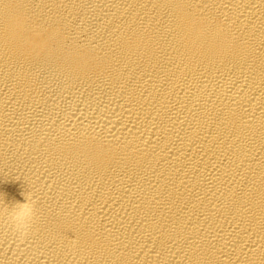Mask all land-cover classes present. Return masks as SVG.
<instances>
[{
    "label": "bare ground",
    "instance_id": "6f19581e",
    "mask_svg": "<svg viewBox=\"0 0 264 264\" xmlns=\"http://www.w3.org/2000/svg\"><path fill=\"white\" fill-rule=\"evenodd\" d=\"M0 264H264V0H0Z\"/></svg>",
    "mask_w": 264,
    "mask_h": 264
},
{
    "label": "clouds",
    "instance_id": "9594fccd",
    "mask_svg": "<svg viewBox=\"0 0 264 264\" xmlns=\"http://www.w3.org/2000/svg\"><path fill=\"white\" fill-rule=\"evenodd\" d=\"M34 215V206L27 200L24 203H17L8 208L9 221L21 232H26L31 227Z\"/></svg>",
    "mask_w": 264,
    "mask_h": 264
}]
</instances>
